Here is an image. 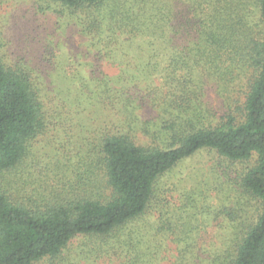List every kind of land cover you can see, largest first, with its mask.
Here are the masks:
<instances>
[{
    "label": "trees",
    "instance_id": "obj_1",
    "mask_svg": "<svg viewBox=\"0 0 264 264\" xmlns=\"http://www.w3.org/2000/svg\"><path fill=\"white\" fill-rule=\"evenodd\" d=\"M52 1L87 16L94 62L78 89L92 134L84 156L46 151L38 140L62 116L0 59V264H65L75 239L87 264H264V0ZM201 151L256 157L239 188L257 213L241 227L220 210L231 236L211 244L203 221L172 223L193 211L157 188Z\"/></svg>",
    "mask_w": 264,
    "mask_h": 264
},
{
    "label": "rangeland",
    "instance_id": "obj_2",
    "mask_svg": "<svg viewBox=\"0 0 264 264\" xmlns=\"http://www.w3.org/2000/svg\"><path fill=\"white\" fill-rule=\"evenodd\" d=\"M255 17L256 11L252 15ZM84 20H87L84 13H74L52 0H0L1 62L7 70L19 68L30 72L36 88L41 90L45 111L54 118L62 116L38 141L44 142L46 151L52 153L66 147L70 157L85 155L80 153L87 150L94 117L90 113L94 109L93 102L78 89L81 80L88 81L92 75L95 53L81 33ZM110 73L115 76L118 72L110 70ZM215 99L210 92L209 100L216 105ZM95 107L99 108L96 104ZM141 109L136 112L141 122L155 113L148 106ZM255 164L256 157L231 162L208 151H201L180 163L162 176L157 185L160 192L174 191L173 196L179 202L177 206L183 212L193 211L190 217L177 214V218L183 219L171 220L172 223L198 225L196 221H203L207 227L202 233V243L229 239L231 227L227 224L230 218L220 210L226 207L231 211L236 226L244 227L254 217L259 204L239 188V178L243 170ZM103 177L99 171L97 178ZM191 206L195 208H188ZM70 248L65 264H87L78 256L82 239H75Z\"/></svg>",
    "mask_w": 264,
    "mask_h": 264
}]
</instances>
